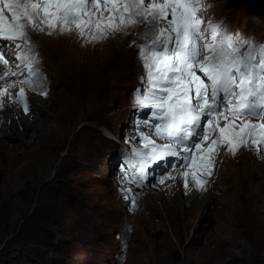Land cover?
Segmentation results:
<instances>
[{"label":"rangeland","instance_id":"obj_1","mask_svg":"<svg viewBox=\"0 0 264 264\" xmlns=\"http://www.w3.org/2000/svg\"><path fill=\"white\" fill-rule=\"evenodd\" d=\"M204 4L211 7L199 13L203 26L223 22L233 36L264 42V0ZM139 31L141 26H133L98 43L76 33H31L36 68L50 86L47 96L45 89H34L36 78L11 87L0 97V111L12 109L1 118L6 124L19 122L21 114L35 117L36 99L47 100L53 92L68 105L79 98L64 60L52 58L46 43L64 41L76 50L74 64L78 58L86 67L82 81L94 85L103 77L105 87L80 94V121H60L59 137L0 135V144L19 148L8 156L19 165L0 168V264H264V157L258 158L256 145L241 147L235 156L221 148L204 192H186L179 179L151 181L154 187L135 191L117 176L120 159L134 147L128 138L139 139L134 90L143 87L145 75L137 55L145 41L134 35ZM4 51L15 60L14 51ZM15 66L8 68L16 72ZM21 88L27 114L19 102ZM34 239L40 243L32 247Z\"/></svg>","mask_w":264,"mask_h":264},{"label":"snow or ice","instance_id":"obj_2","mask_svg":"<svg viewBox=\"0 0 264 264\" xmlns=\"http://www.w3.org/2000/svg\"><path fill=\"white\" fill-rule=\"evenodd\" d=\"M208 7L204 0H0V97L33 78L47 96L31 33H76L98 43L139 25L134 35L145 41L137 47L145 75L134 105L150 113L135 125L139 139L128 138L134 147L121 179L154 187L145 182L156 173L159 185L179 179L186 192L207 191L205 177L212 176L221 148L235 156L253 144L264 157V42L233 36L223 22L203 26L199 13ZM5 48L15 60L5 58ZM11 63L26 69L27 77L8 68ZM18 97L27 114L23 88Z\"/></svg>","mask_w":264,"mask_h":264},{"label":"bare ground","instance_id":"obj_3","mask_svg":"<svg viewBox=\"0 0 264 264\" xmlns=\"http://www.w3.org/2000/svg\"><path fill=\"white\" fill-rule=\"evenodd\" d=\"M49 45H48V43H46L45 48L50 52V55L52 56V58H55V59L60 58V59L64 60L65 66L68 68V70L72 76V79L74 82L73 87H75L74 84L77 85L75 87V90L79 94V98L75 96V100H73V105L72 104L68 105L65 101L59 99L60 98L59 94L53 92L49 95L47 100L42 101V99H40V98L36 99L37 103H35V105H37V112H36L35 117H29L27 115L21 114V115H19L20 121L19 122L15 121L16 123H14V124L10 123V122L8 124H6L5 121H3L1 119L2 116L6 115L5 113L9 114V112L12 111L11 108H9V110H6V108H2L3 110L0 111V120H1V122H0V135L1 136L22 135L23 134L22 135L23 139H25L27 136L31 137L29 135V133L32 132L35 134L34 138L36 141H46L48 138L52 137L53 134H55L57 137H59L58 134L60 132V128H59L60 121H62L63 119L68 120L69 117L70 118L67 122L68 125H70V123H72V122L77 123L80 121V117L78 114V113H80V109L78 107V105L80 104L79 99L82 97V96H80V94L83 95V93L86 90L92 91L94 88L99 90L100 87H102V86L104 89V87H105L104 82L105 81L103 80L104 79L103 77L101 78L102 80H98L96 82H93L94 85H90V83L88 81H82V79H83L82 74H84L83 71L86 70V67H84L81 60L78 58L76 59L77 62L74 64V62H73L74 55L73 54L76 52V50L71 49V47L69 45L67 46L64 41H56V42L52 43L50 45V46H52V48H49ZM79 46L80 45H78V47ZM75 49H77V48H75ZM43 50H45V49H43ZM67 50L70 51L69 54L66 52ZM41 52H42V49H41ZM48 86H50V84H46V87H48ZM34 89L38 90L39 92L40 91L42 92L44 90V88L40 87L38 82L36 83V85H34ZM51 120H53L55 122L56 126H54V127L51 126L49 128L48 123ZM37 134H39V135H37ZM43 135H45V136H43ZM57 137H55V138L57 139ZM18 151H19V148L0 144V168H2L3 170H9V168H7L8 165L11 166L12 168H13L14 163H17V165H19L18 161L16 159H12L11 161H9V159H8V156L10 153H14V155H17L16 153ZM7 160L9 163L7 162ZM167 191L170 194V199H171L170 201L172 202V204H176V201H174V195H173L172 188L169 187ZM188 197H189V194L187 195L186 199Z\"/></svg>","mask_w":264,"mask_h":264},{"label":"trees","instance_id":"obj_4","mask_svg":"<svg viewBox=\"0 0 264 264\" xmlns=\"http://www.w3.org/2000/svg\"><path fill=\"white\" fill-rule=\"evenodd\" d=\"M40 237L39 235H37L36 238ZM40 241H38V239H34L32 240L31 244H32V247L36 246V245H39Z\"/></svg>","mask_w":264,"mask_h":264},{"label":"clouds","instance_id":"obj_5","mask_svg":"<svg viewBox=\"0 0 264 264\" xmlns=\"http://www.w3.org/2000/svg\"><path fill=\"white\" fill-rule=\"evenodd\" d=\"M122 180V179H121ZM154 179L152 178L151 179V181H153ZM122 182L124 183V184H128V183H125L123 180H122ZM150 184V183H149ZM129 185V184H128ZM148 185V184H147ZM143 190V189H142Z\"/></svg>","mask_w":264,"mask_h":264}]
</instances>
